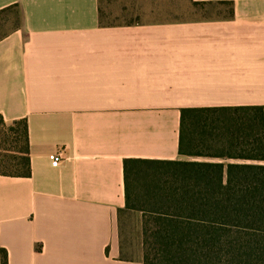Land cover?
<instances>
[{
	"label": "crops",
	"instance_id": "obj_1",
	"mask_svg": "<svg viewBox=\"0 0 264 264\" xmlns=\"http://www.w3.org/2000/svg\"><path fill=\"white\" fill-rule=\"evenodd\" d=\"M189 1L102 23V0H0L21 12L0 115L26 119L31 167L0 174L9 264H144L122 256L126 158L264 164L179 151L182 108L264 105V0Z\"/></svg>",
	"mask_w": 264,
	"mask_h": 264
},
{
	"label": "trees",
	"instance_id": "obj_2",
	"mask_svg": "<svg viewBox=\"0 0 264 264\" xmlns=\"http://www.w3.org/2000/svg\"><path fill=\"white\" fill-rule=\"evenodd\" d=\"M0 125V174L30 175L26 119L0 115ZM179 151L264 160V105L182 108ZM124 179L119 213L145 201L136 208L145 214L147 260L151 253L163 264H264V164L126 158ZM0 264H9L1 245Z\"/></svg>",
	"mask_w": 264,
	"mask_h": 264
},
{
	"label": "rangeland",
	"instance_id": "obj_3",
	"mask_svg": "<svg viewBox=\"0 0 264 264\" xmlns=\"http://www.w3.org/2000/svg\"><path fill=\"white\" fill-rule=\"evenodd\" d=\"M196 4L189 0H102V23H126L136 18V11L148 9L192 8ZM199 7V6H197ZM208 8L229 9V4L207 6ZM21 22V12L12 6L0 12V34L17 27ZM11 123V122H8ZM1 128V125H0ZM133 206L119 213L118 224L121 232L122 256L131 259L146 260L148 264H163L154 254L146 259V246L143 234V211L136 206L144 200L133 201Z\"/></svg>",
	"mask_w": 264,
	"mask_h": 264
},
{
	"label": "built area",
	"instance_id": "obj_4",
	"mask_svg": "<svg viewBox=\"0 0 264 264\" xmlns=\"http://www.w3.org/2000/svg\"><path fill=\"white\" fill-rule=\"evenodd\" d=\"M61 156H62V152L61 151H58V152H55V153L51 154L52 164L53 165H58L59 162L61 161Z\"/></svg>",
	"mask_w": 264,
	"mask_h": 264
}]
</instances>
